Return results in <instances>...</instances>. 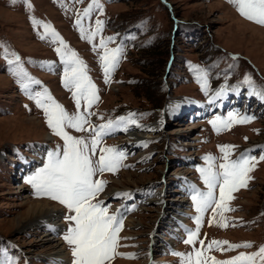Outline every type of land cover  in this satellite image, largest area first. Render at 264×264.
I'll use <instances>...</instances> for the list:
<instances>
[{
    "label": "rangeland",
    "instance_id": "obj_1",
    "mask_svg": "<svg viewBox=\"0 0 264 264\" xmlns=\"http://www.w3.org/2000/svg\"><path fill=\"white\" fill-rule=\"evenodd\" d=\"M29 2L31 8L24 0H0V44L4 46L0 47V264H54L51 254L57 249L68 252L67 264L72 261L62 238L69 213L58 202L36 196L25 182L43 166L49 150L63 145L30 95L47 89L69 114L76 111L72 91L62 83L64 64L55 51L60 45L50 36L41 39L44 28L34 25L32 17L50 24L86 65L99 96L88 109L93 113L88 117L93 125L130 113L140 125L163 122L148 139L137 142L123 133L106 134L98 146L94 159L99 147L105 146H118L126 154L123 164L127 166L96 177L107 182L98 199L110 206V214L117 209L122 214L119 236L126 239L119 243L126 246L118 252L135 254V258L116 256L110 264H181L182 258L173 253L192 251L193 246L183 241L186 229L195 228L197 214L191 195L182 187L195 183L206 190L197 171L206 164L203 157H220L218 145L222 144L236 146L233 159L246 150L257 158L264 152V98L260 95L264 93V25L242 16L230 0H97L103 11L94 7L81 21L86 33L96 28L97 19L104 22L89 42L82 38L76 20L93 0ZM108 37L114 39L107 46L121 47L122 53L106 83L99 44ZM13 54L40 81L27 92L18 82L20 77L13 74L16 66L8 63ZM200 70L207 73V92L197 79ZM246 76L251 85L244 83ZM221 88L227 91L225 102L216 100L215 93ZM84 107L82 101L80 110ZM230 112L254 119L217 133L209 121L217 116L227 118ZM66 130L89 140L93 135L91 131ZM250 175L248 186L232 193L235 198L229 206L234 210L224 212L225 219L211 210L202 214L199 239L205 241L204 246L215 239L232 244L252 242V247L213 248L207 256L227 260L264 245V160ZM36 202L61 211L57 220L62 228L57 236L44 223L34 221L36 217H26V210ZM175 209L190 214L182 223L169 221ZM165 213L168 216L161 219ZM221 223L228 226L221 227ZM160 237L164 241L173 237L176 242L164 246ZM152 238L157 242L152 243Z\"/></svg>",
    "mask_w": 264,
    "mask_h": 264
},
{
    "label": "snow or ice",
    "instance_id": "obj_2",
    "mask_svg": "<svg viewBox=\"0 0 264 264\" xmlns=\"http://www.w3.org/2000/svg\"><path fill=\"white\" fill-rule=\"evenodd\" d=\"M24 3L29 8L32 7L29 0H24ZM230 3H233L239 13L248 20L264 25V0H230ZM94 7L103 11L102 5L97 0H93V3L83 10L82 16L78 14L76 20L77 25L80 26L82 38L89 42H92L99 34L104 23L97 19L96 28L85 32L81 25L82 18L88 16ZM31 19L34 25H42L44 28V35L41 39L50 36L53 43L58 42L60 45L55 51L64 64L62 83L65 88L72 91L76 111L69 114L61 104L55 101L47 89L30 95L37 106L43 109L49 128L55 136L63 140V145L62 147L57 145L55 149L49 150L43 166L26 177L25 182L34 189L36 196L48 197L58 202L69 213L65 216L69 226L62 238L70 248L71 264H110L116 256L135 258L133 253L118 252L119 247L126 246L119 243L121 239H126L119 236L123 227L122 214L119 209L110 214V206H105L104 202L98 199L107 182L102 178H96L105 172L115 173L121 167L127 166L123 164L126 154L119 150L118 146H105L99 147L98 158L94 159L103 136L121 127L127 131L130 125L137 123L133 118L135 114L130 113L128 117H119L100 125H93L88 119L93 113L88 109L99 100V96L96 85L87 74L86 65L74 50L68 48L63 38L50 24L36 20L34 17ZM113 39L114 37L101 38L99 44V47L103 49V54L99 59L106 83L110 79L111 72L118 66L122 53L121 47L109 48L107 46L108 42ZM0 47L4 46L0 44ZM96 47L97 45L93 44V48ZM5 54L7 57L6 48ZM13 55L14 59L8 60V63L16 66L13 74L20 77L18 82L27 92L32 84H39L40 81L32 78L20 66L18 55ZM200 72L198 82L202 90L207 92V73L204 70ZM244 83L251 85V78L246 76ZM225 91L226 89L221 88L215 96H223ZM260 95L264 98V93ZM82 101L85 105L83 111L80 110ZM252 119H254L252 116H240L230 112L227 118L217 116L209 123L219 133L235 123H248ZM68 128L78 132L91 131L93 135L90 140L83 136H74L66 130ZM235 147L231 144L218 145L222 155L215 157L206 154L203 157L206 162L205 166L197 168L206 190L192 186L191 199L197 213L193 218L195 228L186 229L187 238L183 242L186 245H192L193 248L188 253H173L182 258L181 264H208L209 260L211 264H264V245H261L256 252H240L230 259L217 260L205 253L213 248L224 251L241 247L250 248L252 242L232 244L229 241L213 239L204 246L205 241L199 239L203 222L202 214L211 210L213 213H219L222 220L225 219L224 212L234 210L229 206V201L235 198L232 193L248 186V181L253 178L250 173L254 171L260 160H264V152L257 158L250 154L251 150H246L233 159L232 152ZM217 160H222V162L217 164ZM118 195L127 196L129 194L118 193ZM220 226L227 227L228 224L221 223ZM197 243L204 247L196 248ZM223 245H227V248H222Z\"/></svg>",
    "mask_w": 264,
    "mask_h": 264
},
{
    "label": "bare ground",
    "instance_id": "obj_3",
    "mask_svg": "<svg viewBox=\"0 0 264 264\" xmlns=\"http://www.w3.org/2000/svg\"><path fill=\"white\" fill-rule=\"evenodd\" d=\"M219 98L222 101L225 102L226 101V98H227V91H225L224 95L223 96H220ZM198 103H197L198 108H200V109L204 108L203 105H199ZM191 105H195V104L193 103ZM168 110L174 112V109L173 108H169ZM204 112L206 113V111H204ZM209 112H211V111H209ZM162 123H163L162 121H159V122H156L155 124H152V125H149V126H144L143 124L140 125V124L136 123L134 125H130L128 127V130L127 131H124L123 128L121 127V128H119L117 130H114L110 134L114 135V134H117V133H123L128 138H134V139H136L137 142H139L141 140L150 138L151 133H154V131L156 129L160 128L162 126ZM193 185L195 187H197V185L195 183H193L188 188L189 191H191ZM149 201L150 200H147L145 202H149ZM185 210H181V209L180 210H176L175 209V215H173L172 217H171V215H169V217L171 219H169V217H168V220L169 221H171L173 219L174 220H178V221L184 220L185 219L184 217L187 214H190L187 210L186 211ZM60 214H61V211L60 212L59 211H55L54 208L48 207L43 202H36L34 204H31L30 208H28L26 210V217H28L30 219L33 218V217H36L35 218L36 220H34V221H37V222L40 221V222H42V223L39 222L38 223L39 225H43V223H44V225H46V227L48 228V231H50V233L52 235H55V236H57L58 232L62 228V223H59V221L57 220L60 217ZM162 215L163 216L161 217V219H165L168 216L167 213L162 214ZM38 224H37V226H39ZM151 240H152L151 241L152 243L157 242L153 238ZM51 241H55V239H51ZM51 256L53 258L54 264H67L68 261H69V254H68V252L63 251L62 249H57V251L53 252L51 254Z\"/></svg>",
    "mask_w": 264,
    "mask_h": 264
}]
</instances>
